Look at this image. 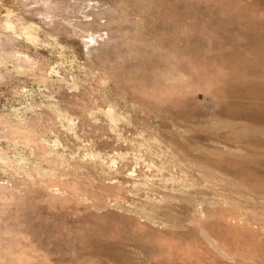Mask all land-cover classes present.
<instances>
[{"label": "rangeland", "instance_id": "rangeland-1", "mask_svg": "<svg viewBox=\"0 0 264 264\" xmlns=\"http://www.w3.org/2000/svg\"><path fill=\"white\" fill-rule=\"evenodd\" d=\"M39 4L26 12L37 41L0 42L29 56L0 66V264H114L100 244L133 249L136 264H264V232L206 220L231 262L187 235L196 226L188 195L264 213V120L236 119L247 100L216 73L254 57L244 31L264 24V0H60L53 27ZM161 55L193 91L177 109L141 92L153 91ZM221 120L235 125L212 132ZM242 124L251 127L238 140L245 155L211 151L233 144L227 131Z\"/></svg>", "mask_w": 264, "mask_h": 264}, {"label": "bare ground", "instance_id": "bare-ground-1", "mask_svg": "<svg viewBox=\"0 0 264 264\" xmlns=\"http://www.w3.org/2000/svg\"><path fill=\"white\" fill-rule=\"evenodd\" d=\"M33 3H40L38 14L41 15V19L44 21L45 25H47L48 27L52 25V23L55 21V16L52 14L51 10L53 7H55L56 5L60 3V0H56L55 2H53V0H15V2H11L9 0H0V42L3 41L4 39L15 40L18 38H25L31 42L37 41L36 36L33 34V30L35 29L36 24H34L35 23L33 21L34 19L33 20L28 19L30 16H28L26 13L31 10ZM253 19L255 18L253 17ZM250 24L253 27H248L247 30L244 31V35L248 37V39L251 40V42H254V45L250 47L251 52L256 51L254 53L255 54L254 57H249L245 59L236 57V60L234 59L232 63H229L227 65H221L218 69H216L217 70L216 73L219 74V76L221 75L220 77L225 78V81H227V84L229 85V88L232 93L242 98H245L247 100L246 102L241 103V106L238 110L234 108V111L232 112L234 117L239 120H247V121L255 120L256 118H258L259 120L262 121L264 120V70H262L261 68V64L263 65V63L261 62H264V57L262 55L263 50L261 49L260 51L258 46L260 45L259 44L260 37H264V24H262L261 22H255V21L254 22L251 21ZM39 26L41 27V25ZM254 28L260 29V34L258 33L256 34ZM48 33L51 35L54 34L50 30L48 31ZM17 52L21 54V56L19 57L20 61L22 60L23 62L25 61V63H27L28 58H29L27 54H24L18 50L14 52H9L6 49L0 48V66L6 67L9 61V58L10 59L11 57L14 58L13 56ZM142 56H144V54ZM167 60L168 59H166L165 56L161 55L159 60H157V62L154 65H151L153 66V68L155 67L156 69L155 71L156 74L154 76L155 78L154 80L152 79L153 84H151L152 86L151 88H153L154 92L146 91V90H142L141 92L145 91L143 94L147 96L149 95L150 98L153 97L155 100H158L157 102H159V104L155 101L157 105L161 104L162 106L165 103V104L171 105V108L175 107V109H177V106L178 105L180 106L181 101H182L178 97H180L184 93L193 94L191 93L193 91L187 92L189 91L188 90L189 85L186 84L187 82L185 83L183 81L184 79L183 72L179 68H177V66L174 67L173 66L174 64H172L173 62L171 63ZM207 84L208 82L205 83V85ZM143 86L145 85L143 84ZM190 86L192 88L193 84ZM177 111L179 113V108ZM107 113L112 120L114 121L116 120V115L112 108H109ZM234 123L231 122L230 120L212 121L210 123V128L213 129L212 132L213 131L219 132L222 129L235 125ZM250 128H251L250 126L242 124V125L236 126L235 129L228 130L227 132L230 135L236 134L234 143L233 144H228V143L222 144L221 142L216 143L215 141L212 144L208 143L212 146L211 151H213L214 154L223 153L227 155H235L237 157H241L245 155L244 153L245 148L242 145H240V142H238V140L239 138L245 136L246 134L245 132ZM8 129L10 130V128ZM238 129L240 131H238ZM14 131L16 132V130H13L12 133H14ZM205 150L206 149H203V148L201 149L200 147L196 148V152L205 151ZM171 156H174V155H171ZM165 177L167 180L171 178L168 174H166ZM1 189L3 190L2 186H1ZM192 197L193 196L188 195L189 201L187 202V207L190 208L189 211H191L193 215L192 217H196V218L195 219L192 218L189 221V223L190 225H196V226L194 228H191L188 231V234L187 233L186 234L190 238H193L195 240L201 239L207 245H210L211 247H213V249L216 250L226 260L230 262L235 261L236 254H232L228 252V250H226L224 247H222L217 242L216 236H214L213 233H211V231L207 228V224L205 223L206 220L212 219L216 216L218 218L223 219L224 222L229 223V225L234 226L235 229L236 227H239V229L240 227L243 229L245 228L247 231L251 232L252 235L257 236V237L259 236V239H260V235L263 234L264 232V213L263 212H258V210L253 211L254 209H251V208L248 209L247 206L243 207V205L237 202L236 198H233L231 200H225V203L229 204L232 207V209H226L224 207L217 208V205L215 204L216 202L214 201H210L209 203H206V204L201 201L198 202L199 200L197 199L195 201L194 200L191 201ZM147 211L149 210H147V207H146L141 212L143 216L145 217V220L149 222L153 221L155 223V221L153 220V217L150 214H148ZM171 226L173 228L176 227L177 229L179 228L180 225L172 224ZM133 237H131L130 240L134 239ZM137 244L140 245V243H137ZM143 244H141L140 246H142ZM129 245L132 248L135 247L134 244H129ZM98 249L100 251L102 250V251L109 252L110 255L112 256L111 260L114 262V264H136V262L134 261L135 258L133 259L131 255L133 251V249L131 248L129 250L131 253L127 252L126 248H123L122 246H118L116 249L112 250L110 246L106 244H100ZM157 251L159 250L157 249ZM147 254H144V255H147ZM140 257L138 256V258ZM210 263L211 262H208L207 264H210ZM139 264H145V261L140 262ZM158 264H199V263L190 262V261H182V260H171L170 258L169 261H161V262H158ZM222 264H225V263L222 262Z\"/></svg>", "mask_w": 264, "mask_h": 264}]
</instances>
